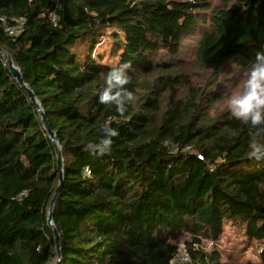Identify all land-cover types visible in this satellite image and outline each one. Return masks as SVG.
<instances>
[{"label": "trees", "instance_id": "16d2710c", "mask_svg": "<svg viewBox=\"0 0 264 264\" xmlns=\"http://www.w3.org/2000/svg\"><path fill=\"white\" fill-rule=\"evenodd\" d=\"M21 18L22 32L9 35ZM187 40L201 84L183 67ZM0 48L63 156L60 168L0 54V264L57 263L47 216L60 175V264H169L183 234L195 262L264 264V159L247 147L264 131L231 116L221 81L264 51V0H0ZM125 62L134 100L122 116L99 92ZM105 123L119 133L112 150L87 151Z\"/></svg>", "mask_w": 264, "mask_h": 264}, {"label": "clouds", "instance_id": "9594fccd", "mask_svg": "<svg viewBox=\"0 0 264 264\" xmlns=\"http://www.w3.org/2000/svg\"><path fill=\"white\" fill-rule=\"evenodd\" d=\"M130 67V62L111 67L106 74L104 87L99 92V102L105 105L114 104L122 116L128 104L134 100L133 92L126 88L129 84ZM226 103L233 118L250 124L258 132L264 131V51L257 52L255 60L242 74L236 89L228 92ZM102 133L99 142L85 146L87 151L103 155L112 150V138L119 135L118 130L105 123ZM247 147L249 157L264 159V138L257 133L251 136Z\"/></svg>", "mask_w": 264, "mask_h": 264}, {"label": "water", "instance_id": "95a60500", "mask_svg": "<svg viewBox=\"0 0 264 264\" xmlns=\"http://www.w3.org/2000/svg\"><path fill=\"white\" fill-rule=\"evenodd\" d=\"M0 54L4 57L6 62L9 65V69L11 74L14 76V78L18 81L20 86L26 90L28 93L31 101L35 106L37 107V111L42 119L44 129L49 135V138L52 142V145L55 148V154L57 156V163L58 166L61 168L63 164V156H62V151H61V146L59 144V141L57 139V134L51 129L48 118L46 116V113L44 112L41 104L39 101H37L33 91L29 88V86L24 82L23 76L21 74V71L19 67H17L11 57V55L5 51L4 49L0 48ZM63 186V176L60 175V180H59V185L55 191V195L53 196L51 202H50V207H49V212L47 216V227L52 231L53 236H54V241H55V246H56V255H57V263L60 264L61 258H62V252H61V235L59 231L57 230V227L55 226L54 223V218H55V205L57 203V200L60 196V190Z\"/></svg>", "mask_w": 264, "mask_h": 264}, {"label": "rangeland", "instance_id": "374dc122", "mask_svg": "<svg viewBox=\"0 0 264 264\" xmlns=\"http://www.w3.org/2000/svg\"><path fill=\"white\" fill-rule=\"evenodd\" d=\"M215 4H218V2H216ZM184 51H186L185 56L183 57L184 60H186V64H183V67H188V68H193L195 65L192 61H190L191 59V52L193 51V47H192V42L191 40H187L185 45H184ZM188 52V53H187ZM245 71L236 69L234 66H228L227 67V71L225 72V74L223 75V77L221 78V81L223 83V92L224 94H228V92L230 90H235L236 86L238 84V82L241 79L242 74ZM188 74H190V76H192L193 80L195 83L197 84H201L200 82H203V80L205 81L207 74L203 71H201L200 69L194 67L192 70H189ZM224 79H227V81H224ZM203 84V83H202ZM230 241H232L233 239H237L235 236L230 237L228 236ZM226 236H223L220 239V243L223 247V250L226 252H232L233 249L231 247H229V241L227 239H225ZM192 238L187 235V234H183L182 236H180L179 238H177L174 242H192ZM213 247V242L210 240H202V248L204 250H210ZM259 252L261 251L260 249H258ZM258 250L256 253H258ZM254 252L253 249L251 250H247L246 255L249 257H254V255H256V253Z\"/></svg>", "mask_w": 264, "mask_h": 264}, {"label": "built area", "instance_id": "2783aa9c", "mask_svg": "<svg viewBox=\"0 0 264 264\" xmlns=\"http://www.w3.org/2000/svg\"><path fill=\"white\" fill-rule=\"evenodd\" d=\"M52 1H55V0H52ZM55 20H56V16L53 17V21ZM24 24H25V19L23 18L17 19L13 25H6L5 31L9 35L20 34L23 30ZM194 246L198 248L197 244H194ZM169 264H203V263L194 261L191 255V252L189 251V246L187 243L179 242L177 246L176 254L170 260Z\"/></svg>", "mask_w": 264, "mask_h": 264}]
</instances>
